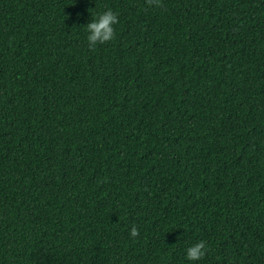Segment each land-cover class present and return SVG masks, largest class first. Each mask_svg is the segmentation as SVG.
Listing matches in <instances>:
<instances>
[{
  "label": "trees",
  "instance_id": "obj_1",
  "mask_svg": "<svg viewBox=\"0 0 264 264\" xmlns=\"http://www.w3.org/2000/svg\"><path fill=\"white\" fill-rule=\"evenodd\" d=\"M163 4L0 0V264H264V0Z\"/></svg>",
  "mask_w": 264,
  "mask_h": 264
},
{
  "label": "clouds",
  "instance_id": "obj_2",
  "mask_svg": "<svg viewBox=\"0 0 264 264\" xmlns=\"http://www.w3.org/2000/svg\"><path fill=\"white\" fill-rule=\"evenodd\" d=\"M145 3L150 8H164L163 0H145ZM118 23V13L110 8L99 14L96 19L91 20L86 25L89 49L95 51L97 45L106 44L115 39L116 33L114 25ZM130 236L133 238L139 236V230L135 225L130 230ZM208 251L209 247L207 243L201 240L187 248L186 257L190 261H199L205 257Z\"/></svg>",
  "mask_w": 264,
  "mask_h": 264
}]
</instances>
